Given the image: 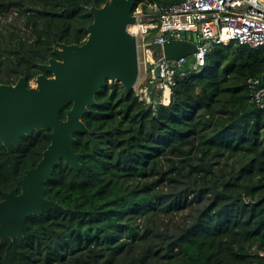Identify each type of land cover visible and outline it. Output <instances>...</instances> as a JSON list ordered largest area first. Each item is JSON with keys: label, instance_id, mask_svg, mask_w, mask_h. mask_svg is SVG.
<instances>
[{"label": "trees", "instance_id": "trees-1", "mask_svg": "<svg viewBox=\"0 0 264 264\" xmlns=\"http://www.w3.org/2000/svg\"><path fill=\"white\" fill-rule=\"evenodd\" d=\"M105 1L0 0V82L49 76L54 46L85 41ZM262 72L264 48L228 42L175 76L168 104L105 82L82 117L90 134H74L80 169H52L44 196L58 206L0 244V264H264V109L247 85ZM48 144L43 130L11 153L0 141V200Z\"/></svg>", "mask_w": 264, "mask_h": 264}, {"label": "water", "instance_id": "water-1", "mask_svg": "<svg viewBox=\"0 0 264 264\" xmlns=\"http://www.w3.org/2000/svg\"><path fill=\"white\" fill-rule=\"evenodd\" d=\"M135 2L107 0L100 7L91 6L92 21L85 41L54 46L55 57L40 65L49 76L38 74L34 85L24 76L14 83L0 82V141L7 152L11 153L13 147L20 145L21 137L33 131L43 130L49 139L37 164L24 171L19 192L14 187L3 193L0 244L6 239L27 237L26 219L58 206L45 198L44 184L61 160L71 169H80V153L72 149L74 134H90L82 117L95 103L101 86L105 82L120 83L125 92L135 87L139 77L138 51L136 37L128 30L137 21ZM189 41L195 42L196 34L182 31L180 41L162 46L164 57L189 56L195 51ZM189 63H183L181 69L188 71ZM158 72L156 67L155 74Z\"/></svg>", "mask_w": 264, "mask_h": 264}, {"label": "built area", "instance_id": "built-area-1", "mask_svg": "<svg viewBox=\"0 0 264 264\" xmlns=\"http://www.w3.org/2000/svg\"><path fill=\"white\" fill-rule=\"evenodd\" d=\"M135 16L137 21L128 30L136 37L137 51L150 58L146 81L136 93L139 100L150 104L151 89L158 93V102L168 104L175 76L204 71L206 57L216 45L234 42L264 48V0H180L167 6L153 3L147 12L137 11ZM182 31L196 34V41H189L195 51L189 56L166 59L162 46L180 41ZM187 61L191 63L185 72L181 65ZM247 85L251 101L264 109V72L247 78Z\"/></svg>", "mask_w": 264, "mask_h": 264}, {"label": "rangeland", "instance_id": "rangeland-1", "mask_svg": "<svg viewBox=\"0 0 264 264\" xmlns=\"http://www.w3.org/2000/svg\"><path fill=\"white\" fill-rule=\"evenodd\" d=\"M141 9H142L141 6H137L134 10V14L137 11H141ZM6 20L7 19L5 18H0V23H4ZM138 61H139V77H138L137 83L135 84V87L133 88L137 92L139 90V87H141L145 83L146 78H147V74L145 73V68H146V65L148 64L147 63L148 58L144 54L143 51L138 52ZM29 82L31 85H34V79L29 80ZM108 83H111V82H108ZM177 220H180V217H178Z\"/></svg>", "mask_w": 264, "mask_h": 264}, {"label": "bare ground", "instance_id": "bare-ground-1", "mask_svg": "<svg viewBox=\"0 0 264 264\" xmlns=\"http://www.w3.org/2000/svg\"><path fill=\"white\" fill-rule=\"evenodd\" d=\"M132 32H133V31H132ZM148 59H150L149 56H148Z\"/></svg>", "mask_w": 264, "mask_h": 264}, {"label": "crops", "instance_id": "crops-1", "mask_svg": "<svg viewBox=\"0 0 264 264\" xmlns=\"http://www.w3.org/2000/svg\"><path fill=\"white\" fill-rule=\"evenodd\" d=\"M146 73V72H145Z\"/></svg>", "mask_w": 264, "mask_h": 264}]
</instances>
